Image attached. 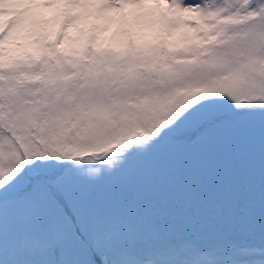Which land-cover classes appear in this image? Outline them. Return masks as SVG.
Here are the masks:
<instances>
[{
    "label": "snow or ice",
    "instance_id": "snow-or-ice-1",
    "mask_svg": "<svg viewBox=\"0 0 264 264\" xmlns=\"http://www.w3.org/2000/svg\"><path fill=\"white\" fill-rule=\"evenodd\" d=\"M226 148L223 215L146 198ZM0 264H264V0H0Z\"/></svg>",
    "mask_w": 264,
    "mask_h": 264
},
{
    "label": "rangeland",
    "instance_id": "rangeland-1",
    "mask_svg": "<svg viewBox=\"0 0 264 264\" xmlns=\"http://www.w3.org/2000/svg\"><path fill=\"white\" fill-rule=\"evenodd\" d=\"M184 135V134H181ZM186 137V136H184ZM190 141L189 136L186 137ZM186 140V142H188ZM180 147L187 145L184 141L177 142ZM235 148L210 149L204 153L185 152L183 156L162 157L159 163L168 165L166 175L156 177L152 181V187L146 193V198L158 199L161 205L171 210L176 215L196 216L216 211L223 215L226 208L221 205L218 208L210 209L199 206L201 202L207 201L213 191L219 192L223 187L231 184L232 175L241 171V161L234 159ZM243 152V148L240 149ZM212 156V158H210ZM222 163L231 169V172L217 171L205 173L203 165ZM184 165V166H183ZM217 183L219 190H213L211 184ZM191 201V203H189ZM243 204L241 199L235 207Z\"/></svg>",
    "mask_w": 264,
    "mask_h": 264
}]
</instances>
